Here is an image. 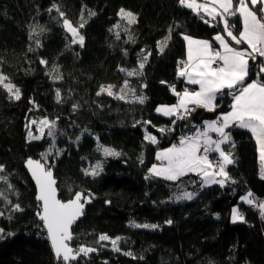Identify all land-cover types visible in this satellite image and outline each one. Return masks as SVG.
I'll use <instances>...</instances> for the list:
<instances>
[{"label":"trees","instance_id":"trees-1","mask_svg":"<svg viewBox=\"0 0 264 264\" xmlns=\"http://www.w3.org/2000/svg\"><path fill=\"white\" fill-rule=\"evenodd\" d=\"M121 9L133 13L136 22L122 18ZM63 19L78 28L83 46L73 43ZM205 21L179 0H0V75L20 89L17 100L0 86V264H64L55 260L37 218L40 205L24 170L29 157L53 170L61 200L78 191L90 194L69 245L96 251L81 253L70 264H264L262 219L241 199L251 192L249 199L264 202V179L249 131L228 129L231 143L223 149L235 162L226 168L230 179L223 187H201L192 174L168 181L148 172L159 162L157 151L179 145L191 123L214 120L229 108L225 90L214 111L196 108L181 120L156 111L177 101L171 87L181 92L187 86L178 76L184 37L225 33L218 21ZM229 23L236 34L239 15ZM165 37L161 52L158 42ZM145 56L142 74L128 76L127 71H140ZM258 71L259 62L251 61L246 81L258 77L264 83ZM125 81L128 102L97 95L106 84L120 93ZM130 89L145 97L144 103ZM44 119L55 122L53 136L47 127L43 134L38 131ZM30 131L40 139H30ZM101 146L120 155L105 157ZM98 162L100 174L85 175ZM184 192L193 193V199L177 200ZM234 207L244 222L232 223ZM101 235L122 239L120 251L100 241Z\"/></svg>","mask_w":264,"mask_h":264},{"label":"snow or ice","instance_id":"snow-or-ice-1","mask_svg":"<svg viewBox=\"0 0 264 264\" xmlns=\"http://www.w3.org/2000/svg\"><path fill=\"white\" fill-rule=\"evenodd\" d=\"M179 3L192 9L197 14H199L198 10L202 9L212 19L220 17L223 22L224 32L231 38V41L236 45L246 44L251 51L239 50L231 46L221 35H216L214 39L219 42L222 51L215 50L209 41L195 40L189 36L184 37L185 41H187L188 59L187 62H181L183 67L178 69V75L185 77L189 84L199 85V90L189 91L185 89L181 93L176 92L173 87L172 91L177 96V103L171 106L158 107L156 111L165 116H176L178 119L184 118L181 113H191L196 108L214 111L217 93H223L224 90H228L229 94L233 96L231 111L222 115L216 121L206 122L205 131L199 132L195 136L183 137L179 145H173L157 152L156 159L161 163L160 165H152L148 170L149 176L176 181L189 173H195L201 177L204 184L219 183L223 187L225 180L230 179L226 168L235 161L233 153L225 151L221 146L231 143V134L226 129L235 126L248 130L255 139L261 163V179H264V83L259 82V80L245 83L249 74V60H255L257 56L264 57V15H258L257 11L253 10L257 5H260L259 12L264 13V0H250L252 7H249V0H238L235 6L234 0H205L204 3H197V0H179ZM120 14L122 18L127 19L129 24L136 22V16L133 13L121 9ZM60 15L61 18L64 17L63 13H60ZM237 15L242 20L243 28L238 35H234L231 31L234 26L230 25L227 17ZM205 23H208V21H205ZM63 25L71 33L73 43L78 42L83 46L84 37L79 34L78 28L74 27L67 19H63ZM79 27L83 28L84 24L81 23ZM158 45H161L160 51L162 52L164 47L167 46V41L158 42ZM146 60L147 56L139 63L140 71L136 69L127 71L123 68L121 71H127V75L130 77L141 75ZM218 61L220 62L218 66L213 67ZM41 63H46V61L42 60ZM260 71L264 72V66H261ZM7 80V77L0 75V86L15 99H20V89L10 82L5 83ZM113 87V85L101 86L97 95L106 92L109 96L128 102L127 93L125 92V89H128V82L125 81L124 88L120 90V93H114ZM237 88V92L232 91ZM130 91L137 102L144 103L145 97L136 96L135 89H130ZM56 95L59 102V91H57ZM32 123L36 122L33 121ZM40 124L42 127L38 131L41 134H43V128L47 127L49 129L47 135L53 136L55 122L44 119L40 121ZM159 131L163 132L164 129H159ZM209 132L216 133L220 139L213 140L208 135ZM28 135L30 139H40L39 136H33L31 131ZM145 139L152 144L157 143L155 136L146 135ZM101 147L105 157H118L120 155L114 149ZM231 147L234 148L235 144H231ZM201 149H203V154H201ZM211 152L219 155V159L215 164L209 159V153ZM26 165L37 185L38 195L36 199L41 202L37 216L43 221V225L47 229V238L51 241V247L57 259H62L64 264H68L70 260H76L81 253L87 255L96 251V249L89 247H80L78 250H74L68 243L73 238L71 227L83 214L84 203L90 202V199L85 197L83 193L77 192L74 198L66 202L61 201L57 198L56 181L53 179L51 170H47L40 161L32 159H28ZM3 171L4 168L0 165V172ZM100 171H102V166L99 162L91 169L84 170L85 175L92 177L98 176ZM149 176H146L145 179H148ZM217 176L223 177V179L217 180ZM252 195L249 192L247 196L241 199L249 205H255V201L249 199ZM193 196V193L184 192L182 195L177 196L176 199L191 200ZM82 200L84 203L81 202ZM259 209L261 217L264 218V202L259 204ZM15 210H21L20 206L15 205ZM238 221L244 222V217L234 207L232 209V223ZM168 223L170 224L171 221H168ZM135 227L155 228L157 226L136 224ZM2 231L0 229V232ZM9 235L12 234L9 233ZM109 239L107 235L99 237L100 241ZM119 239V237L111 239L115 251H120L117 247ZM125 255L132 256V253L127 252Z\"/></svg>","mask_w":264,"mask_h":264},{"label":"crops","instance_id":"crops-1","mask_svg":"<svg viewBox=\"0 0 264 264\" xmlns=\"http://www.w3.org/2000/svg\"><path fill=\"white\" fill-rule=\"evenodd\" d=\"M204 2H205V0H197V3H204ZM249 7H252V5H251V3H250V0H249ZM186 8H187V7H186ZM259 8H260V5H257L255 8H253V10H254V11H257L258 15H264V13H260V12H259ZM188 9L191 10L194 14H197V13L194 12L192 9H190V8H188ZM198 12H199V14H197V15H198L199 17L205 19L206 21H208L210 24H212L214 21H218V22L223 26V22L221 21L220 17H217L216 19H212L211 17L207 16V15L204 13V11H203L202 9H199ZM231 17H232V16H228L227 19L230 20ZM239 21H240V29H239V31H238L236 34H234V32L231 30V31L233 32L234 35H238L239 32L242 31L243 24H242V20H241L240 17H239ZM223 27H224V26H223ZM216 35H221V36H223V37L225 38V40L228 41V42L230 43L231 46L236 47V48L239 49V50H248V51H251V49H248V47H247L246 44L236 45L234 42L231 41V38L228 37L226 33H216V34H214L213 37L210 38V39H208V38H197V37H192V36H189V37H191V38H193V39H195V40H206V41H209V42L212 44V46H213V48H214L215 50L222 51L219 42H217V41L214 39V37H215ZM184 42H185V56H184V60H183V62H187V59H188V56H187V41H185V39H184ZM251 61H254V62L258 61V62H259V71H258V73L256 74V76H259V75H261V74H264V72H261V71H260L261 66H264V57H259V56H257L255 60H249V65H250V62H251ZM219 63H220V62H219ZM181 67H183V64H182ZM178 76H179V75H178ZM179 77H180V78L184 81V83L187 85V86L184 88V90H185V89H187V90H189V91H198V90H199V85L189 84V83H187V80H186L185 77H181V76H179ZM246 79H247V78H246ZM256 80H258V77L255 78L254 80L250 81V82L245 81V83H246V84H247V83H251V82L256 81ZM259 82H261V81H259ZM238 87H239V86H238ZM184 90H183V91H184ZM183 91H181V93H182ZM224 91H225V90H224ZM237 91H238V88L236 89V92H237ZM220 95H221V93H217V97H219ZM217 97H216V99H217ZM176 103H177V101H176L175 103H173V104H170V105H160V106H158V107H161V106H171V105H175ZM232 103H233V96L231 97V100H230V103H229V108H228L225 112L220 113V114L217 116V118H220L222 115H224V114L230 112V111H231V104H232ZM215 104H216V101H215ZM158 107H157V108H158ZM190 107H194V106H190ZM216 107H217V104H216ZM157 113H158V112H157ZM158 114L161 115V116H163V117H165V118H171V117H174V116H165V115H163V114H161V113H158ZM217 118H216V119H217ZM216 119H214V120H207V121H204V122H201V123H191V124L189 125V128H192V129L195 130L196 133L198 134L199 132H203V131L206 130V122L216 121ZM229 128H230V127H229ZM229 128H228V129H229ZM228 129H226L227 132H228ZM245 130H246V129H245ZM247 131H248V130H247ZM208 135L211 136V138H212L213 140H219V139H220V137H219L216 133H214V132H209ZM254 140H255V139H254ZM255 143H256V141H255ZM171 147H172V146H171ZM221 147L223 148V145H222ZM168 148H169V147H168ZM165 149H167V148H165ZM165 149L158 150L157 152H159V151H163V150H165ZM256 150H257V144H256ZM257 159H258V162H259V172H260V175H261V163H260V160H259V152H258V150H257ZM160 163H161V162L159 161L158 163H156V165H160ZM227 167H228V166H227ZM189 174L196 175L195 173H189ZM189 174H187V175H189ZM196 176H197L198 180L200 181V186H201V187H208V186L215 185V184L220 185L219 183L204 184V182H203V180L201 179V177L198 176V175H196ZM160 178H161V177H160ZM180 178H181V177H180ZM216 179H217V180H220V179H223V177L217 176ZM225 182H226V180H225ZM225 182H224V184H225ZM254 200H256V199H254Z\"/></svg>","mask_w":264,"mask_h":264},{"label":"water","instance_id":"water-1","mask_svg":"<svg viewBox=\"0 0 264 264\" xmlns=\"http://www.w3.org/2000/svg\"><path fill=\"white\" fill-rule=\"evenodd\" d=\"M28 159H32V160H34V161H40V162H41V160H40V159H35V158H33V157H29V158H27V159L25 160V162H24V170L26 171V173H27L29 179L31 180V182L33 183V186H34V188H35V201L40 205L41 202L37 201V199H36V197H37V195H38V189H37L36 182H35V180L33 179L32 174H31V172L29 171V168H28L27 165H26V162H27ZM41 163H42V162H41ZM42 164H43V163H42ZM45 168H46L47 170H51V172H52L53 179H55V181H56L55 187H56V189H57V198L60 199V197H59V196H60V193H59V190H58V180L55 178V175H54V172H53L52 169H49V168H47L46 166H45ZM78 192L83 193L85 197H88V199H90V202H88V203H84L83 200L81 201L82 203H84V208H83V212H84L86 206L89 205V204L91 203V198H90V196H89L88 194H86V193H84V192H82V191H78ZM76 193H77V192H76ZM74 195H75V194H74ZM74 195H73L70 199L74 198ZM70 199H68V200H70ZM60 200H61V199H60ZM68 200H66V201H68ZM61 201H63V200H61ZM66 201H63V202H66ZM39 211H40V210H39ZM82 217H83V214H82V215H81V216H80V217L74 222V224H73L72 227H71V232H72L73 227L78 223L79 220L82 219ZM37 218H38L39 222L42 223V227L44 228V231H45V233H46V235H47V229L44 227V225H43V221H41V220L39 219L38 216H37ZM72 237H73V235H72ZM47 239H48V238H47ZM48 242H49L50 247H51V241H50L49 239H48ZM68 243H70V241H68ZM69 246H70V245H69ZM70 247H71V246H70ZM72 248H73V247H72ZM73 249H74V248H73ZM51 250H52L53 256H54V258H55L56 261H58V260L63 261L62 259H57L56 255H55V253H54V251H53V249H52V247H51ZM74 250H75V249H74ZM79 256H80V255H79ZM79 256L77 257V259L79 258ZM77 259H76V260H77ZM76 260H70V261L68 262V264H70V263H72V262H74V261H76Z\"/></svg>","mask_w":264,"mask_h":264},{"label":"built area","instance_id":"built-area-1","mask_svg":"<svg viewBox=\"0 0 264 264\" xmlns=\"http://www.w3.org/2000/svg\"><path fill=\"white\" fill-rule=\"evenodd\" d=\"M219 64V61L217 62V64L213 65V67H217ZM173 87H171V90H172ZM181 115H183L185 117V114L181 113ZM219 118H217L216 120H218ZM175 120H181V119H178L176 116H175ZM197 135L196 131L195 130H190L188 131L187 133H185V135H181L180 136V139L183 138V137H188V136H195ZM173 145H178V143H174ZM201 154H203V149H201ZM209 159L213 161V163L215 164V162L219 159V155L218 153H215V152H211L209 153ZM255 201V205H249L250 209L254 212H257L260 216V218L262 219V223L264 225V218L261 217V214H260V209H259V204L260 202L257 201V200H254Z\"/></svg>","mask_w":264,"mask_h":264},{"label":"rangeland","instance_id":"rangeland-1","mask_svg":"<svg viewBox=\"0 0 264 264\" xmlns=\"http://www.w3.org/2000/svg\"><path fill=\"white\" fill-rule=\"evenodd\" d=\"M70 33V32H69ZM70 35H71V33H70ZM71 37H72V35H71ZM73 38V37H72ZM163 41H167V37H165V40H163ZM162 41V42H163ZM108 85H111V84H106V85H103V86H105V87H107ZM101 88V87H100ZM113 92L114 93H116L115 92V90H114V87H113ZM99 91H100V89H99ZM233 92H236V89H234V90H232ZM106 93V92H105ZM107 94V93H106ZM230 97H232V95H230ZM236 208V207H235ZM115 239V238H114ZM122 239H119V241H118V243H117V247L119 248V244H120V241H121ZM103 243H105V244H107V245H109L112 249H113V245H112V243H111V238L109 239V240H106V241H102Z\"/></svg>","mask_w":264,"mask_h":264}]
</instances>
